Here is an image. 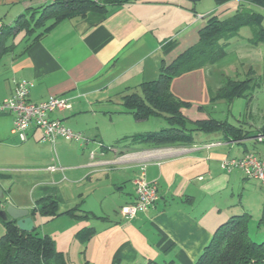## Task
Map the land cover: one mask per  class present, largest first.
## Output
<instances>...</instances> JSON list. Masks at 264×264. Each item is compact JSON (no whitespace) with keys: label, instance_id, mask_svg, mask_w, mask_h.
Wrapping results in <instances>:
<instances>
[{"label":"crops","instance_id":"crops-1","mask_svg":"<svg viewBox=\"0 0 264 264\" xmlns=\"http://www.w3.org/2000/svg\"><path fill=\"white\" fill-rule=\"evenodd\" d=\"M199 1L134 0L107 6L105 12L62 21L27 50L25 40L16 38V46L0 60V102L19 81L32 84L28 99L33 103L64 96L71 108L49 118L87 141L58 138L51 144L32 128L22 142L12 133L13 117L0 116L3 200L27 209L36 231L54 242L68 264H194L218 226L246 213L251 219L241 204L244 196L264 208V187L258 181L245 179L237 169L228 173L220 168L223 159L246 153L264 158V149L257 146L264 136L236 142L219 131H197L192 145L162 148L121 141L151 132L145 123L153 117L136 121L121 98L140 93V84L158 78L162 63L194 45L209 15L227 18L241 4L232 0L199 13ZM47 4L0 0V22L13 26L19 16ZM245 29L229 41L225 56L236 54L248 73L260 78L264 48L251 45V29ZM215 75L208 66L171 81V93L190 104L183 109L190 120L214 119L207 108L225 101L217 99L222 82L210 81ZM52 165L57 170L49 171ZM141 169L157 185L159 199L154 208L125 219L120 209L133 202V180ZM44 198L57 203L59 216L50 220L31 214ZM3 224L0 219V236Z\"/></svg>","mask_w":264,"mask_h":264},{"label":"trees","instance_id":"trees-1","mask_svg":"<svg viewBox=\"0 0 264 264\" xmlns=\"http://www.w3.org/2000/svg\"><path fill=\"white\" fill-rule=\"evenodd\" d=\"M132 1L134 0L48 2L39 11L35 10L19 16L13 26L2 25L0 60L16 46L14 42L16 38L25 40L27 50L64 20L82 19L90 12L102 13L106 11L107 6H120ZM214 1L216 5H222L232 0ZM237 1L241 2L240 7L231 16L221 18L213 14L209 15L205 25L198 32L197 42L171 62L162 63L155 81L142 83L139 85L140 93L127 94L121 98L124 110L131 113L136 121L145 120L150 116L165 117L168 121V127L160 131L125 137L121 141L128 140L131 144L162 148L192 145L193 135L197 131H219L227 136L228 140L236 142L258 135L264 136V123L252 135L250 130L246 131L240 125L234 126L225 121L190 120L183 111L190 108V104L181 101L170 91L173 79L211 66L223 58L229 41L237 37L244 27H249L252 32L249 43L264 47V15L256 12L257 9L264 11V0ZM246 5L250 7L246 8ZM251 80L252 78L224 81L217 99H223L227 103H232L241 97L249 99L252 95L249 88H253ZM189 125L191 127H188ZM35 213L50 220L60 215L57 203L51 198L39 200L31 211V214ZM249 220L250 216L246 213L233 216L218 226L194 264H264V241L256 243L249 238ZM3 227L4 233L0 236V264H68L65 256L56 251L54 242L47 236H41L36 228L32 232H22L15 222L8 220L4 221Z\"/></svg>","mask_w":264,"mask_h":264},{"label":"built area","instance_id":"built-area-1","mask_svg":"<svg viewBox=\"0 0 264 264\" xmlns=\"http://www.w3.org/2000/svg\"><path fill=\"white\" fill-rule=\"evenodd\" d=\"M45 1L51 3L55 0ZM1 27L0 22V29ZM31 86L32 84L27 81L14 82L11 95L0 102V116L13 117L12 133L17 134L20 141L24 142L27 140L28 132L35 128L40 131V140L43 142L54 144L60 138L85 145L87 141L80 134L66 128L59 120L49 118L52 113L69 110L71 108L69 99L64 96H51L47 100L33 103L28 99ZM258 141H261V138H258ZM216 145L218 144L211 146ZM220 168L228 173L235 168L239 169L245 178L256 180L264 187V159L255 154L248 153L239 159H223L220 161ZM48 170L57 169L52 165ZM133 185V202L120 209L125 219H132L138 213L154 208L159 199L157 185L146 180L144 169H141L133 180Z\"/></svg>","mask_w":264,"mask_h":264},{"label":"rangeland","instance_id":"rangeland-1","mask_svg":"<svg viewBox=\"0 0 264 264\" xmlns=\"http://www.w3.org/2000/svg\"><path fill=\"white\" fill-rule=\"evenodd\" d=\"M195 4L199 7V10L197 11L199 13H204L206 10L211 9L213 5H215V1L201 0ZM256 12L264 15L263 10L257 9ZM246 28L247 29L245 30H250L249 27ZM240 35L244 36L242 33H240ZM228 47L229 45H227L226 51L228 50ZM259 47L263 46L259 45ZM209 68L213 69L216 74L215 76H212L210 80L211 82L221 81L223 84L224 81H228V79L245 80L247 78H252L251 83L253 85L261 83L260 86L262 87H258L257 85L253 86L251 84L253 88H249L252 93L249 99L241 97L228 104L225 101H221L212 106L214 107L212 110H210L211 107L207 108V113H209L214 119L228 121V123L234 126H247L250 124L255 128V126L258 127L262 125L264 122V73L263 75H260V78L257 76L258 74H249L248 68H246V66L238 60L236 54L228 53L215 64L209 66ZM255 68L256 67L254 66L253 69L255 70ZM145 124L146 126L152 127L151 132L160 131L161 129L168 127V121L165 117L161 116H153L152 119ZM256 130L257 129L250 130L253 133L252 135L256 133ZM257 146L260 149H264V143H257ZM250 199V197L244 196L241 202V204L244 205L243 208L251 213V219L248 223V235L252 241L261 243L264 241V208L262 205L259 206V204H254L255 201L253 200L249 204Z\"/></svg>","mask_w":264,"mask_h":264},{"label":"water","instance_id":"water-1","mask_svg":"<svg viewBox=\"0 0 264 264\" xmlns=\"http://www.w3.org/2000/svg\"><path fill=\"white\" fill-rule=\"evenodd\" d=\"M195 2L197 0H189ZM0 219L15 222L17 228L22 232H32L34 224L32 218L29 216L27 209L16 208L10 204H7L3 200V193L0 188Z\"/></svg>","mask_w":264,"mask_h":264}]
</instances>
